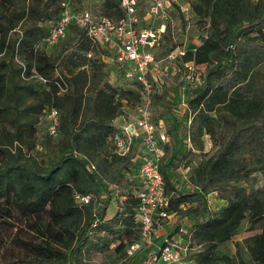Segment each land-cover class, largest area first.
Wrapping results in <instances>:
<instances>
[{
	"label": "trees",
	"instance_id": "obj_1",
	"mask_svg": "<svg viewBox=\"0 0 264 264\" xmlns=\"http://www.w3.org/2000/svg\"><path fill=\"white\" fill-rule=\"evenodd\" d=\"M60 1L32 0L27 12L35 22L14 40L11 34L26 12L14 8L15 0H0V122L15 123L14 131L0 129V232L7 230V221L17 231L3 248L9 246L8 255L19 254L8 264H92L94 253L107 250L112 251L93 264H113L128 257V247L140 239L135 217L138 164L133 153L118 154L113 141L115 120L138 106L140 88L108 81L103 59L107 51L80 28L74 27L60 43L76 48L71 55L62 45L52 53L39 46L48 32L46 23L59 18ZM192 8L209 26L202 43L183 56L206 66L203 85L184 97L188 119L183 120L193 117L191 122L197 123L194 132L188 127L184 135L187 140L190 134L191 148L199 151H204L203 136L209 135L216 150L191 171L193 188L186 190L175 184L167 145L161 171L170 210L176 214L173 234L191 216L194 223L187 234L203 246L196 264H248L241 255L231 257L219 249L248 221L250 230H260L246 241L251 264H264V182L240 185L264 172V0H193ZM99 12L113 18L123 15L118 0H104ZM10 55L25 63L27 75L36 71L50 79L49 86L17 84L15 77L22 76L23 67L18 63L13 68ZM57 70L69 84L64 93L55 83ZM23 94L33 99L25 108L30 116L25 124L13 118ZM179 100L172 101L164 89L153 97L154 119L164 121L172 139L181 120L175 113ZM51 107L60 112L59 151L44 164L31 155L37 147L39 114ZM159 107L163 111L157 117ZM123 185L130 190L109 216L110 186ZM213 192L227 202L219 213L209 206ZM76 194L91 195L92 201L80 204ZM103 233L106 241L100 237Z\"/></svg>",
	"mask_w": 264,
	"mask_h": 264
},
{
	"label": "built area",
	"instance_id": "obj_2",
	"mask_svg": "<svg viewBox=\"0 0 264 264\" xmlns=\"http://www.w3.org/2000/svg\"><path fill=\"white\" fill-rule=\"evenodd\" d=\"M142 1L144 0H118L123 15L120 18H113L101 15L100 12L97 14L89 9L78 8V0H61L59 18L53 23L50 22L48 32L41 39L39 46L42 49L56 48L68 38L74 27L80 28L93 42L107 51L103 56L106 63L111 59V63L121 71L123 78L132 83L133 87L140 88L141 101L133 109L134 119L132 116H123L124 124L117 127L113 137L117 153L121 155L133 153L137 140L143 146L142 158L137 163L139 187L136 195L140 202L135 216L140 227V239L128 247L127 255L133 258L139 252L147 251L143 259L144 264H171L177 260L178 255L175 243L170 241L174 238L168 237L160 246H157L155 240L157 227L163 225L172 227L176 217L175 212L170 210L171 197L166 192L161 171L171 136L167 133L164 121L156 122L154 119L153 97L161 86L164 68L174 73L182 72L181 106L186 109L187 102L184 97L186 93L203 85L204 73L201 70L203 64L194 60L184 61L186 51L171 52L164 59L157 58L155 52L164 41L166 25L163 22L155 24V21L168 19L166 6L163 0H152L146 12L149 21L145 24L140 11ZM166 2L170 6L169 0ZM17 61L23 67V79L49 86L50 79L36 71L30 76L27 75L25 63L18 58ZM56 76L59 80L55 83L61 92L68 91L69 84L58 70ZM45 118L49 137H58L59 110L54 107L48 108L45 110ZM190 141L188 133L187 142ZM93 169L95 166L92 165L91 170ZM75 198L80 204L92 201L91 195L76 194ZM184 232L187 230L181 226L176 234L179 236Z\"/></svg>",
	"mask_w": 264,
	"mask_h": 264
},
{
	"label": "rangeland",
	"instance_id": "obj_3",
	"mask_svg": "<svg viewBox=\"0 0 264 264\" xmlns=\"http://www.w3.org/2000/svg\"><path fill=\"white\" fill-rule=\"evenodd\" d=\"M40 2L42 0H39ZM48 0H43L42 4L47 3ZM104 0H78V8L80 9H89L94 13H99L100 5ZM152 0H144L140 4V11L143 15V22L146 24L149 21V16L146 14L147 9L150 5V2ZM164 5L166 6V13L168 15L167 20H157L155 24L159 23H165L166 25V34L164 37V41L161 45V47L155 52L157 58L164 59L166 58L171 52L178 53L180 51H187V50H195L201 43L202 39L207 35V28L208 23H205L204 20H201V18L195 13V11L192 8V1L193 0H169L171 3L170 6H168L167 0H163ZM32 2V0H15L14 8H16L19 12H26L27 17H24L17 25L16 30L13 31L11 34L12 38L14 40L20 39L22 35V31L29 27L33 22H35V19H32L28 15V6ZM52 3V2H50ZM48 27H50V23H46ZM45 25V24H43ZM67 40V39H66ZM62 44L59 45L60 49H62ZM46 48L47 52L52 53L53 51H56L57 48ZM65 44L63 48L67 49V54L71 55L70 53L75 52L76 48L74 46H70ZM57 52V51H56ZM9 63L13 68L18 67V61L16 58H12L11 55L7 58ZM22 59L23 58L22 56ZM21 60V59H20ZM107 62V71H108V77L107 80L113 83L114 85L118 86H124V87H133L132 83L127 82L123 76L121 71L118 70V68L115 66V64ZM201 70L203 73L206 71V66L203 64L201 65ZM65 73L67 76L70 77L69 71L65 70ZM15 81L19 85H28L32 81H26L21 76L15 77ZM161 86L159 89H157V93L164 89L168 91L170 99L173 101L175 100L176 103L177 99L182 98V72L174 73L172 70H166L164 68V73L162 74V81ZM33 83V82H32ZM38 84V82H34ZM158 88V87H157ZM162 88V90H161ZM180 102V100H179ZM33 103V99L29 98L26 94H23V99L20 102V105H18V108L16 109V113L13 116V118H16L17 121H19L22 124H25L29 120V115L26 112V106ZM175 103V104H176ZM178 108L182 107L181 102L176 104ZM163 108L159 107V114L157 117H159L160 113H162ZM166 115L169 117V120L172 123V118L170 113H166ZM34 116V115H33ZM128 117L127 115H121ZM38 117V115H37ZM156 117V119H157ZM179 118L181 119L180 122H178L176 126V133L175 135L179 136L177 139H181V141L177 140L175 137L172 139V143L170 146V150L168 152L169 159L172 162V168H171V174L173 175L177 187H180L181 189H191L193 186L189 182L190 173L193 169H195L198 165H200L203 161H205L210 155H212L216 148L215 143L212 140V138L209 135L203 136L204 141V151H199L197 149L191 148L188 146V144L184 143L186 141V137L184 135L185 131L188 130V127H191L192 132L195 131L197 123L194 121L191 122L192 118L188 122H185L183 118H187V113L185 110L182 109V112H180ZM188 119V118H187ZM39 121L38 124V134H37V147L32 152L31 156H34L38 159V161L47 164L51 159L55 157L58 150V140L59 136L56 138L49 137L48 131H47V121L45 118V114H39ZM173 124V123H172ZM6 128L8 130L14 131L15 129V123L14 125L10 124L8 121L7 123L2 124L0 122V129ZM172 129L174 128L171 127ZM181 137V138H180ZM192 151L189 153V151ZM187 154L186 157L183 155ZM134 155V153H133ZM136 156V154H135ZM259 182L260 184H263L264 182V172H257L248 179L241 181V186H250L254 182ZM135 188V187H134ZM131 189V190H134ZM110 189L112 191V196H115V198L119 199L122 195L126 194L128 190H130L129 186L123 185L121 187H115L110 186ZM219 197H209V206L210 209L214 212L219 213L221 209L227 205V202L222 204H219L217 202V199ZM103 199L106 200L107 196L103 195ZM102 205V204H101ZM214 210V208H217ZM117 210V209H116ZM9 224L7 226V230L0 232V264H8L9 261L15 259L18 257V253L13 252V255H8L6 252L7 249H10L9 246L6 248H3L4 242L7 240V245H10V236L16 235V228H12L14 225L11 221H7ZM13 224V225H12ZM2 227H0L1 229ZM13 229V231H12ZM260 230H250V223L248 221L243 222L241 228L239 229L237 235L230 241L221 244L220 250L231 256V257H237L238 255H241L242 258L248 263L251 264V258L247 250V239L256 235L259 233ZM105 241L107 239L106 233H103L100 235ZM179 240V241H178ZM172 243H175L176 245V251L178 253L177 260L171 264H196V258L198 253L202 250L203 246L199 244L197 241L192 239V233L190 232L187 234V232H184L179 235V237L175 238L174 240H170ZM157 243V242H156ZM164 242L157 243V246L163 245ZM156 246L155 251L158 250V247ZM17 250V248H15ZM112 250H107L104 252V254L101 253H94L91 257V263L95 262H101L105 259V255H109ZM147 251L139 252L136 257L129 258L127 256L119 257L118 260L113 264H118L120 262H128L129 264H144L143 259L144 255ZM107 260H111V258H106Z\"/></svg>",
	"mask_w": 264,
	"mask_h": 264
},
{
	"label": "crops",
	"instance_id": "obj_4",
	"mask_svg": "<svg viewBox=\"0 0 264 264\" xmlns=\"http://www.w3.org/2000/svg\"><path fill=\"white\" fill-rule=\"evenodd\" d=\"M182 109H183L182 107L175 108V113H177V115L179 116L180 115V112H182ZM124 114L127 115V116H132L131 118L134 119V117H133L134 116L133 109H126L125 112H124ZM114 124H115L116 128L117 127H121V126H123L124 121L122 120L121 117H119V118H117L115 120ZM176 137L178 138L179 136L177 135ZM177 140H179V139H177ZM179 141H181V139ZM171 143H172V138H171L170 145H171ZM184 143L188 144V146L191 147V145L187 142V140L184 141ZM133 153H134V156L136 154L135 161L137 160V163L140 162V160L142 158V155H143V146H142L141 142L138 141V140L136 141V144L134 146ZM175 184H176V182H175ZM178 188L181 189L180 187H178ZM186 190H188V189H186ZM191 190H192V188H191ZM212 196L217 197L218 195H217L216 192H213V193H211L208 196V198L209 197H212ZM124 198L125 197H121L120 200L121 199H124ZM217 202H219V204H221L220 206H222V204L224 205V203L226 201L218 198L217 199ZM187 206H190V205H187ZM182 207L185 208L186 206H182ZM116 209H118V198H115V196H112L111 204L108 207V215L109 216H112L116 212ZM216 209H218V207L217 208H214V210H216ZM193 223H194V221H193L192 217L191 216H186L182 220L181 225L184 226L186 230H189V228L193 225ZM173 232H174V230L171 227V225H163V226L157 227V230H156V233H155V240H156V242L157 243L165 242V240L168 237H170V236H172V238H174V239L177 238V237H179L177 234H173Z\"/></svg>",
	"mask_w": 264,
	"mask_h": 264
}]
</instances>
